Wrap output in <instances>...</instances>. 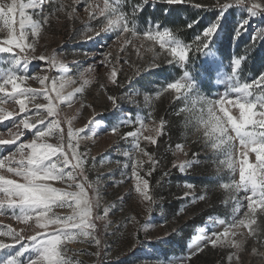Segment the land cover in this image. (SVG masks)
<instances>
[{
  "label": "rangeland",
  "instance_id": "obj_1",
  "mask_svg": "<svg viewBox=\"0 0 264 264\" xmlns=\"http://www.w3.org/2000/svg\"><path fill=\"white\" fill-rule=\"evenodd\" d=\"M121 2L124 11L130 12L131 6L140 3L141 0ZM216 2L217 0H186L181 5H168L161 0H155L136 16V24L138 30H142L147 27L151 18L153 23L158 22L161 28L167 27L179 39L191 43L193 37L215 19L216 12L212 10V6ZM220 2L224 3L227 0ZM60 3L65 5V10L49 16L39 38L37 53L49 56L57 53L58 61L62 62L68 71L65 73L49 69L46 62L32 60L28 74L39 65L41 69H48L46 72L41 71L40 75L56 76L58 79L70 81L65 83L62 94L65 97L71 96V106L66 102L59 104V119L65 133V150H68L69 120L74 130L85 127L89 120L97 121L88 125L87 138L79 141L77 150L88 153L85 171L92 189H95L89 190V196L99 200L93 216L104 217V210L108 209L106 217L96 220L95 232L101 239V247L97 249L94 244L77 238L67 245L68 256L82 264H178L180 260L190 256L187 264H195L194 261L197 262L196 256L200 251H196L195 255L190 254L198 246L203 245L206 236L212 231L223 230L224 226L219 224L220 220L230 221L234 217L239 218L243 209L234 211L235 199L230 198L228 190L220 187L222 183L229 182L232 176L238 179V175L230 173L226 167L219 168L216 154L206 146L201 133L194 127L193 112H199L200 103L195 105L193 111H189L193 108L190 102L184 101L182 97L177 98L170 92H161L167 82L180 78L185 69L179 64H168L167 60L170 57L163 53L158 58L155 57V53L161 50L157 44L149 51L152 46L150 41H136L133 38L136 47L132 44L124 45L126 48L124 52L120 50L121 45L115 41L114 34L101 32L96 36L95 32L100 30L103 17L96 19L90 17L95 11V5L102 4V0H87V4L93 5L89 11L84 10L87 6L85 0H78L75 5L73 0H56L57 6ZM195 4L205 7L196 8ZM71 7H74L75 11L69 17L67 12ZM246 15L247 13L240 9H230L224 15L221 22L222 30L218 32L210 51L205 54L189 53L191 58L189 71L196 78L198 88L195 95L209 100L222 96L230 87L228 72L233 57L247 55L240 73L241 79L245 81H250L264 72V42L257 41L253 46L251 41L253 31L256 30L258 22H264V17L252 18L247 32L233 39L238 22ZM193 20L200 22L193 28H188L187 25ZM3 36L4 33H0V38ZM88 36L94 38L87 39ZM109 51L112 54L110 59L119 57L118 63L113 60L118 70L116 84L109 80L110 69L97 63L100 53ZM90 67L94 70L88 71ZM10 71L21 74L23 69L13 66L10 54L0 53V82L4 74ZM84 80L90 83L85 85ZM22 86L37 90L43 87L34 80H29ZM81 87L83 91L76 92V89ZM158 92L161 94L157 95ZM109 95L116 98L115 105L107 99ZM34 103L47 101L43 97H37ZM34 103H28V108L33 113ZM3 107L13 112L18 109V105H12L11 102ZM125 114L135 117V121L122 126L117 134L104 132L118 123V118ZM41 115H44V110H41ZM18 118L14 115L9 121L0 122V133H3L5 139L9 138L7 130L11 126V120ZM161 118L166 124L162 134L156 137L157 143L152 145L141 139V146H146L158 161L151 176L145 175L144 171L149 165L142 164L141 175L149 180V193L154 200L150 205L152 211L148 212L149 202L142 201L135 192L136 181L131 172L135 159L146 158L138 156L132 138H124L122 134L139 128L137 121L143 120L145 125L155 127ZM47 119L50 118L46 117V122ZM36 126L42 127L39 123ZM12 131L17 130L12 128ZM34 131L35 129H23L24 135L16 144L0 145V154L8 155L16 150L19 143H27L33 138ZM144 135L155 133L146 128ZM46 142L56 144L57 137L53 134L46 138ZM177 144L187 145L184 149L187 156L176 149ZM128 153H132V158H129ZM194 154L196 162L185 173L174 167V164L178 166L184 161L192 160ZM253 155L249 156L250 162H253ZM52 183L53 186L67 188L66 184ZM189 184L193 185L192 189L187 187ZM186 193H189L187 197ZM201 195L205 196L204 200L193 199ZM237 195L242 196L243 193ZM53 212L61 216L71 215L72 209L53 207ZM257 224L261 225L259 232L264 235V217L258 215ZM8 226L16 231L24 227L10 212L0 215V230H6ZM34 231V228L25 229L29 235L34 234ZM3 239L6 243H12L10 238ZM235 239L244 241L239 252L240 264H264V246L253 240L247 229H238ZM171 245L179 249V252H171L168 248ZM213 248L219 249V252L210 255L213 264H221L223 260L226 264L228 253L235 251L219 245ZM253 248L256 249L255 253L252 251ZM98 250L99 256L90 255ZM27 255L26 253L24 258H27Z\"/></svg>",
  "mask_w": 264,
  "mask_h": 264
},
{
  "label": "snow or ice",
  "instance_id": "obj_2",
  "mask_svg": "<svg viewBox=\"0 0 264 264\" xmlns=\"http://www.w3.org/2000/svg\"><path fill=\"white\" fill-rule=\"evenodd\" d=\"M77 2L78 0H73V5ZM154 2L155 0H141L140 3L131 6L130 12H125L121 0H111V2L102 0V4L95 5V11L90 17L91 19L103 17L100 30L96 31L95 35L99 36L101 32L114 34L115 41L121 45L120 50L124 52H126L124 45L132 44L136 47L133 38L136 41L152 42L149 51L158 44L161 51L156 52L155 57L158 58L163 53L170 57L167 60L168 64H179L185 69L180 78L167 82L161 92H170L177 98L182 97L184 101L190 102L193 108L189 111H193L195 105L200 103L199 112H193L194 127L201 133L206 146L216 154L219 168L226 167L230 173L238 175V179L232 176L229 182L222 183L220 187L228 190L230 198L235 199L234 211L243 209L239 218L234 217L230 221L220 220L219 224L224 226L223 230L212 231L206 236L203 245L198 246L190 255L202 251L209 244L212 247L219 245L235 249L228 253L226 264H233L234 261L240 264L239 252L243 248L244 241L235 239L238 229H247L253 240L259 241L261 246H264V235L259 232L261 225L257 224L258 215L264 217V72L250 81H245L241 79L240 73L247 55L233 57L228 72L230 87L218 99L209 100L195 95L198 88L196 78L189 71L191 63L189 53L205 54L210 51L218 32L222 30L221 22L224 15L230 9H240L247 13L240 19L233 33V39L239 38L242 33L247 32L252 18L264 17V0H227L224 3L217 0L212 6V10L216 12L215 19L201 29L191 43L179 39L169 28H161L159 23H153L151 18L146 28L138 30L136 16L146 5ZM161 2L174 5L184 4L186 0H161ZM85 3L87 5L85 11L93 8L92 4H87V0ZM194 7L205 6L195 4ZM64 10L65 5L60 3L57 6L56 0H27V2L0 0V33H4L3 38H0V53L10 54V62L13 66L23 69L21 74H17L16 71L5 73L0 82V122L9 121L14 115L19 117L17 120H11V126L7 130L9 138L5 139L3 133H0V145L16 144V141L24 135L23 129H35L32 132L33 138L27 143H19L16 150L8 155L0 154V215L10 212L24 226L19 231L11 226L6 230H0V253H2L0 264H82L68 256L69 243L79 238L94 244L97 249L101 247V239L95 232L96 220L106 217L108 209L104 210V217L93 216L99 200L89 196V190L95 191V189H92L85 171L88 153L77 150L79 141L87 138L88 125L97 121L89 120L88 125L74 130L69 120L68 150H65V133L59 119V104L66 102L71 106V96L65 97L62 94L65 83L70 81L58 79L56 76L40 75L41 71L46 72L48 69H41L39 65L28 74L32 60L46 62L49 69L65 73L68 71L66 66L58 61L57 53L51 56L37 53L39 38L49 16ZM74 11V7L69 8L67 12L69 17ZM164 12L166 15L167 9ZM199 22L193 20L187 27L193 28ZM93 38L87 37V39ZM251 41L253 46L257 41L264 42V22H258L256 30L251 35ZM110 57H112L110 51L101 52L97 63L110 69L109 80L112 84H116L118 70L113 60L118 63L119 57L111 59ZM93 70L91 67L88 69V71ZM29 80L37 81L43 87L37 90L22 86ZM88 83L90 81L84 80L85 85ZM82 91L83 87L76 89V92ZM37 97H43L47 103H34ZM107 99L113 105L116 104L114 96L109 95ZM9 102L18 105L15 112L3 107ZM29 102L34 103V113L28 108ZM41 110H44L43 116ZM32 116L36 118L32 119ZM46 117L50 118L47 122ZM135 119L125 114L118 118V123L104 132L117 134L122 126L132 124ZM137 122L139 128L122 135L124 138L131 137L138 156L146 158L135 159L131 172L136 181L135 192L142 201L149 202L147 211L151 212L150 205L154 200L149 193V180L141 175V170H143L142 164L147 163L149 166L144 170L145 175L151 176L158 161L146 146H141V139L155 145L156 137L162 134L166 121L161 118L155 127L145 125L143 120ZM37 123L42 127H37ZM12 128L17 131L13 132ZM146 128L155 135H144ZM82 133L84 135H81ZM53 134L58 142L56 144L46 142V138ZM175 147L187 156V152L184 151L186 144H177ZM252 154H254L253 162H250L249 156ZM127 155L132 158V153ZM195 162L194 154L192 160L184 161L178 166L174 164V167L185 173ZM52 182L66 184L67 188L53 186ZM187 187L192 189L193 185L189 184ZM240 192L243 193L242 196L237 195ZM185 195L187 197L189 193ZM193 199L204 200L205 196L201 195ZM53 207L71 208L72 214L57 215L53 212ZM26 228L29 230L34 228V234H27ZM4 237L10 238L12 243H6ZM252 251L255 253L256 249L253 248ZM26 253L27 258H24ZM90 255L99 256L100 252L98 250ZM189 259L190 256L180 260L178 264H187Z\"/></svg>",
  "mask_w": 264,
  "mask_h": 264
},
{
  "label": "trees",
  "instance_id": "obj_3",
  "mask_svg": "<svg viewBox=\"0 0 264 264\" xmlns=\"http://www.w3.org/2000/svg\"><path fill=\"white\" fill-rule=\"evenodd\" d=\"M178 5H181V4H178ZM168 248H169V250L171 249V252L172 251L175 253L179 252V249H176L174 246L172 247V245ZM208 250L210 251V253H208ZM218 250H219L218 248H213L211 246L205 247L202 251H200L198 253V255L196 256L197 262L194 261V263L195 264H213L214 261H213V259L210 258V255H211V253L215 254V252H219ZM221 264H225V260H223Z\"/></svg>",
  "mask_w": 264,
  "mask_h": 264
}]
</instances>
